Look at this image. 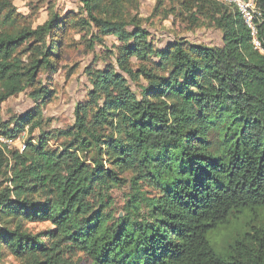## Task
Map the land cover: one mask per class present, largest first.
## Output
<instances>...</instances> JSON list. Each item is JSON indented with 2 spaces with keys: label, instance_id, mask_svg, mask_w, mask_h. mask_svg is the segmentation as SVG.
<instances>
[{
  "label": "trees",
  "instance_id": "16d2710c",
  "mask_svg": "<svg viewBox=\"0 0 264 264\" xmlns=\"http://www.w3.org/2000/svg\"><path fill=\"white\" fill-rule=\"evenodd\" d=\"M135 1L81 0L87 18L53 15L32 28L0 0V112L27 89L47 99L40 74L60 59L58 31L93 26L92 49L103 36L118 41L110 64L89 71L71 127L36 134L35 111L0 120V135H27L23 150L0 144V215L16 222L0 226V245L27 264H264V217L255 223L264 209V0L262 50L220 0H186L220 44L176 35L159 46L141 19L126 18ZM119 185L128 187L121 210ZM244 209L254 212L244 231L218 253L210 233ZM24 219L51 228L33 235Z\"/></svg>",
  "mask_w": 264,
  "mask_h": 264
},
{
  "label": "rangeland",
  "instance_id": "374dc122",
  "mask_svg": "<svg viewBox=\"0 0 264 264\" xmlns=\"http://www.w3.org/2000/svg\"><path fill=\"white\" fill-rule=\"evenodd\" d=\"M11 3L17 12L18 23L21 27L31 26L36 28L43 24L51 16H57L63 20H79L87 18L84 13L81 0H6ZM192 2L186 0H136L126 10V18L135 16L143 21L155 42L164 46L175 38L176 35L186 37L194 43L215 44L221 43V32L212 27L208 20L201 19L195 24L192 14L194 8ZM92 26L90 31L80 26H68L66 31H58L54 36L57 42H62L59 50L60 59L54 60V70H43L40 74L41 83L45 90H49L47 99L43 101L33 99L30 96L32 89L13 96L1 104L0 120L14 121L15 116L27 112H36L40 116L42 125L36 130L41 131L62 130L74 124V111L78 102H85L92 89L89 71L105 68L111 62V51L117 39L112 36H103L104 42H96L92 49L91 40ZM108 50V51H107ZM46 100V101H45ZM45 102V104H44ZM27 138L21 135V142ZM54 139L51 144L55 147L61 143ZM2 182V178H0ZM128 191L126 185H119L112 189L117 202L118 209L124 204V194ZM254 212L244 209L230 223L219 226L210 233L209 239L215 250L224 254L227 252L234 239L244 231V225L249 222ZM258 219L255 223H261L264 217V209L258 210ZM0 215V226L2 228L14 229L15 221L8 218L3 219ZM51 228V224L45 221L23 220V230L35 235L43 233ZM81 256L79 253L73 256L76 261ZM0 264H27L26 259L12 254L5 246L0 245ZM78 264H86L85 259Z\"/></svg>",
  "mask_w": 264,
  "mask_h": 264
},
{
  "label": "built area",
  "instance_id": "2783aa9c",
  "mask_svg": "<svg viewBox=\"0 0 264 264\" xmlns=\"http://www.w3.org/2000/svg\"><path fill=\"white\" fill-rule=\"evenodd\" d=\"M220 1L233 4L237 8L244 23L250 30L253 45L255 46V48L262 50V43L259 40V36H258L259 35L258 25L262 21L261 20L262 12L257 5V0H220ZM0 144L7 146L17 145L21 150L25 148L24 142H21V136L18 137L17 139H11L6 136L0 135Z\"/></svg>",
  "mask_w": 264,
  "mask_h": 264
}]
</instances>
